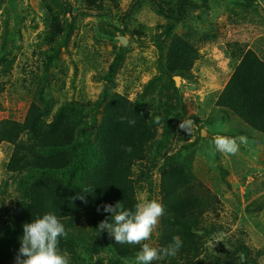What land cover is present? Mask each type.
Returning <instances> with one entry per match:
<instances>
[{"label": "trees", "instance_id": "1", "mask_svg": "<svg viewBox=\"0 0 264 264\" xmlns=\"http://www.w3.org/2000/svg\"><path fill=\"white\" fill-rule=\"evenodd\" d=\"M63 1L47 3L51 6L45 18L48 28L43 37L40 35L46 46L40 57L43 74H33L29 80L34 96L24 119L0 120V145L11 147L0 180V264H16L23 225L48 212L55 213L68 232L67 238H60L59 249L69 253L70 264H134L142 245L117 244L106 231L99 232L97 226L111 216L103 212L104 204L114 206L120 202L126 210L134 211L139 203L137 194L144 188L147 200L164 206L153 247L167 246L173 236L183 242L175 257L152 264H240L241 253L246 258L244 264H264V247L251 250L242 238L245 219H240V228L233 233L230 229L238 220L237 215H232L230 225L219 219L220 183L212 180L208 188L193 167L201 148L198 142L204 140L201 130L206 125L212 135H243L248 139L247 147L264 146V9L256 0H233L230 6L226 0H133L131 7L137 10L129 15L137 11L139 15L144 9L150 13L146 19L161 30L151 37L157 49L158 74L130 101L114 91L115 76L123 63L122 53H115L108 71L96 78L103 82L98 98L75 102L61 101L63 94L53 95L52 88L60 91L64 82L59 86L57 75L49 73L58 67L62 51L78 28V15L70 16L69 6ZM217 6L228 11L229 26L256 27L257 38L253 45L249 41L226 40L225 48L233 62L226 84L207 102L212 114L201 111L197 138L172 153V140L181 141L180 137L175 138L176 124L186 116L183 85L176 86L174 77L186 82L183 84H197L193 71L203 57L202 51L223 42L224 23L202 26L203 16ZM54 8L60 10L61 19L58 14L53 15ZM95 9L103 12L101 19L107 14L101 3ZM129 15L124 14L119 19L120 26L114 29L120 36L130 30L131 35L140 37L145 24L137 29L130 27ZM5 36L6 31L0 30V63L9 68L14 60L9 56L17 46L8 47ZM157 116L159 124L155 123ZM218 116L233 122L232 131H212L222 128L212 125ZM120 117L125 118L124 122ZM128 120L136 123L129 125ZM189 136L183 139L187 141ZM124 146H131L132 151L126 152ZM240 148L243 150L241 145ZM222 158L221 153H215L216 164L206 171L214 169L217 179L225 183L228 172L221 164ZM9 186L14 194L8 196ZM80 195L84 201L74 199ZM243 212L255 220L259 214L264 218V195L246 205ZM256 223L260 228V223ZM261 232L264 235V228ZM209 242L217 248L210 249Z\"/></svg>", "mask_w": 264, "mask_h": 264}, {"label": "rangeland", "instance_id": "2", "mask_svg": "<svg viewBox=\"0 0 264 264\" xmlns=\"http://www.w3.org/2000/svg\"><path fill=\"white\" fill-rule=\"evenodd\" d=\"M49 0H0V30L6 31V43L8 47L12 44L17 49H12L13 54L9 59L14 57L12 65L4 62L0 63V104L2 111L0 112V120L11 118L22 121L26 115L27 109L32 102L34 96V86L29 84V80L33 74L41 76L42 59L41 54L46 49L41 43V37L47 32L48 24L45 23L46 15L49 14ZM261 10L264 9V0H256ZM69 6V15L77 16V26L73 32L70 42L66 50H63L60 56V62L56 69H51L49 73L57 75L58 85L64 82L63 89L60 91L52 88L53 95H61V101L72 100L80 101L81 98L88 101H94L101 92L103 82L96 80L98 75H103L109 69L115 53H122L123 63L119 72L115 76L114 91L126 95L130 101H133L143 86L152 77L158 74L156 68L157 49L151 41V37L160 33L156 24L146 18L150 15L142 9L138 15V11L129 15L134 9L131 5L133 0H65ZM101 3L107 13L102 19L99 15L103 12L97 11L95 6ZM228 6L232 5L233 0H226ZM58 8L53 9V15L58 14V18H62ZM79 14H84L79 15ZM130 16L129 26L139 28L140 37L131 35L130 30L125 36L127 45L122 47L117 37L120 36L114 27H119V19L124 15ZM228 11L224 7H213L202 18V26L209 25L224 27L221 29L223 33V42L207 47L203 50V57L196 62L193 77L197 84H183L186 82L178 80V87L183 85V105L186 113L185 119H192L194 126L191 129L189 140H184V136L188 133L179 130L178 125L175 127V138L171 143L172 153L177 151L184 143L193 142L197 138V132L201 129L197 119H201V111H205V115L212 114L211 108L207 107V102L212 94L221 90L230 75V66L233 61L228 57L225 48L226 40L232 41H249L254 44L257 38V28L245 25L243 27L229 26L226 22ZM57 16V15H56ZM151 19V18H150ZM148 21L147 23L143 21ZM63 20H61V24ZM199 24V22H198ZM259 28V27H258ZM113 34L114 36H111ZM143 43V44H142ZM39 60L37 63L36 61ZM209 62L216 64L211 66ZM75 66L77 70L75 71ZM59 68L62 72H59ZM54 85V84H53ZM214 125H220V130H212L219 134L232 131L235 127L233 122L223 121L218 116ZM221 131V132H220ZM201 136L204 140H199V155H196L193 163L197 176L209 188L211 181L215 180L220 183L219 187L222 192L221 207L219 219L224 224H231L232 215H237L238 220L231 226L230 232H237L240 228V219H245V225L241 229L245 236L242 238L245 243L250 245V249H260L264 247V235L261 228H264V218L259 214L258 220L245 214L246 205L258 200L264 195V146L257 148H249L246 144H242L239 152L232 156L222 154L221 164L227 169L228 174L225 177V183L217 179L214 169L207 172L206 168H212L214 163V155L210 154V146L217 134L212 135L209 132L208 125L201 130ZM246 146V147H245ZM244 147L246 149H244ZM11 147L3 144L0 145V180L4 177V165L7 163L10 155ZM233 159V161H232ZM238 168V170H236ZM243 169V170H242ZM245 171V172H244ZM243 173L245 176L243 177ZM212 174L216 177L212 178ZM157 175H154L156 179ZM14 189L9 186L7 195H13ZM138 201L147 199L146 191L137 194ZM8 204V202H7ZM256 222L260 223L257 228ZM156 228L153 230L148 244L155 246ZM263 237V238H262ZM208 247L216 249L214 242H209ZM261 258H259L260 260Z\"/></svg>", "mask_w": 264, "mask_h": 264}, {"label": "clouds", "instance_id": "3", "mask_svg": "<svg viewBox=\"0 0 264 264\" xmlns=\"http://www.w3.org/2000/svg\"><path fill=\"white\" fill-rule=\"evenodd\" d=\"M121 122L125 118L120 117ZM129 125H134L135 120H128ZM155 123H160V117H155ZM194 126L192 119L183 120L178 128L190 134ZM247 137H228L217 135L210 146V154L221 153L225 156L236 155L240 145L247 144ZM126 152H131V146H124ZM84 192H88L85 189ZM84 201V196L74 197ZM103 212L111 216L101 221L97 230L106 231L114 238L117 244L130 246L142 245L140 251L135 254L134 264H152L153 261L163 260L165 257H175L182 247V240L179 236H173L172 242L163 248L151 247L148 241L153 230L156 228L160 217L164 215V206L156 200L143 199L135 205V209L126 210L118 202L114 206L104 204ZM100 211V208H97ZM68 232L55 213L48 212L42 217H37L31 223L23 225V233L20 237V248L15 256L16 264H70L69 253L59 249L61 237L67 238ZM23 257V259H22ZM245 256L240 254V264H244Z\"/></svg>", "mask_w": 264, "mask_h": 264}, {"label": "water", "instance_id": "4", "mask_svg": "<svg viewBox=\"0 0 264 264\" xmlns=\"http://www.w3.org/2000/svg\"><path fill=\"white\" fill-rule=\"evenodd\" d=\"M117 40L120 42L122 47H125L127 45V43H128L127 38L125 36H118ZM178 80H179L178 77H174V81H175V85L176 86H178L177 85L178 84Z\"/></svg>", "mask_w": 264, "mask_h": 264}]
</instances>
